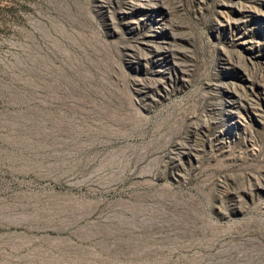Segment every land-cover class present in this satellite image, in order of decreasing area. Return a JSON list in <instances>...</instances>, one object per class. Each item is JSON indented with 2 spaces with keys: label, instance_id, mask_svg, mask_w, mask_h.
Wrapping results in <instances>:
<instances>
[{
  "label": "rangeland",
  "instance_id": "1",
  "mask_svg": "<svg viewBox=\"0 0 264 264\" xmlns=\"http://www.w3.org/2000/svg\"><path fill=\"white\" fill-rule=\"evenodd\" d=\"M0 264H264V0H0Z\"/></svg>",
  "mask_w": 264,
  "mask_h": 264
}]
</instances>
